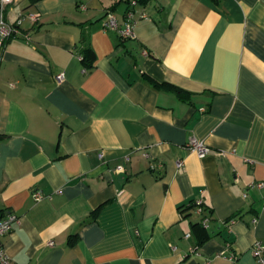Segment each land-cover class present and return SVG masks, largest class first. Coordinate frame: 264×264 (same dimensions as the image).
<instances>
[{
  "label": "crops",
  "instance_id": "1",
  "mask_svg": "<svg viewBox=\"0 0 264 264\" xmlns=\"http://www.w3.org/2000/svg\"><path fill=\"white\" fill-rule=\"evenodd\" d=\"M129 5L3 10L9 22L22 15L0 51V220L18 216L4 254L11 264H233L232 253L258 264L264 185L244 192L264 183V0H142L132 37L102 29L108 11L122 27ZM191 138L209 151L199 157Z\"/></svg>",
  "mask_w": 264,
  "mask_h": 264
},
{
  "label": "built area",
  "instance_id": "2",
  "mask_svg": "<svg viewBox=\"0 0 264 264\" xmlns=\"http://www.w3.org/2000/svg\"><path fill=\"white\" fill-rule=\"evenodd\" d=\"M13 1L14 0H0V51L4 47L6 40H8L11 37H15L17 35L18 30H19V25L21 23L22 15H20L17 18V20H15L14 22L7 21L3 16V10L5 9L7 5L12 3ZM135 4H136V1L131 0L129 8L124 13L122 27L119 26L115 15L111 11H108L105 14L104 20L102 21V29L103 30H107V29L116 30L122 38L132 37L134 24L136 23L138 19L137 17H135V11H134ZM27 16L31 20H36L38 17V14L28 13ZM24 37L25 39H29L28 34H25ZM64 76H65L64 72L61 71V72H58L54 76V79L57 83H59L64 79ZM188 146L199 157L204 156L209 151V148L207 146H205L202 142L197 141L194 138L190 139ZM262 185H264V183L262 182L248 184L246 191L244 192V196L249 189L253 187H261ZM32 196L35 200H40L43 197V195L38 191L33 192ZM196 211L198 213H201L202 211V208L200 207L199 203H198V206L196 207ZM17 221H18V216L14 213H9L7 214L6 217L1 219L0 220V238L1 236L8 233L11 230L12 225ZM207 221H208L207 217H204L202 220L203 223H206ZM251 252L258 264H264V244H262L261 242H256L252 246ZM228 259L231 260L232 263L234 264L236 263L237 256L230 253L228 256ZM0 264H11L10 260L4 254L1 239H0Z\"/></svg>",
  "mask_w": 264,
  "mask_h": 264
},
{
  "label": "trees",
  "instance_id": "3",
  "mask_svg": "<svg viewBox=\"0 0 264 264\" xmlns=\"http://www.w3.org/2000/svg\"><path fill=\"white\" fill-rule=\"evenodd\" d=\"M128 1H129V4H130L131 0H128ZM135 1H136V2H138V1L141 2L142 0H135ZM84 52H85V56L87 55V53H90V54L92 53L90 49H87V50H85ZM181 211H182V210H181ZM193 225H194V227L202 228V227L200 226L199 223H194ZM203 234H204V233H203ZM205 237H206V235L204 234V236H202V238H205Z\"/></svg>",
  "mask_w": 264,
  "mask_h": 264
}]
</instances>
